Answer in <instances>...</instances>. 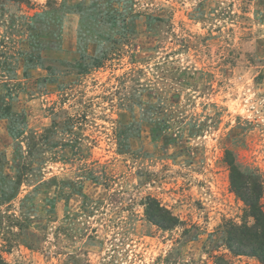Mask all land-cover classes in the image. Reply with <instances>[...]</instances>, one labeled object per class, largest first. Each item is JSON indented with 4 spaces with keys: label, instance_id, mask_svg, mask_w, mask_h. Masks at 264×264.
Instances as JSON below:
<instances>
[{
    "label": "rangeland",
    "instance_id": "rangeland-1",
    "mask_svg": "<svg viewBox=\"0 0 264 264\" xmlns=\"http://www.w3.org/2000/svg\"><path fill=\"white\" fill-rule=\"evenodd\" d=\"M228 153L264 181V0H0L4 263L264 264Z\"/></svg>",
    "mask_w": 264,
    "mask_h": 264
},
{
    "label": "trees",
    "instance_id": "trees-1",
    "mask_svg": "<svg viewBox=\"0 0 264 264\" xmlns=\"http://www.w3.org/2000/svg\"><path fill=\"white\" fill-rule=\"evenodd\" d=\"M230 155L227 154L226 160L231 170V187L244 202L253 223L229 225L226 244L234 255L256 257L264 263V181L259 182L253 174L241 170ZM145 212L148 219L162 229L169 230L179 224V219L155 198H147ZM0 264L6 263L0 258Z\"/></svg>",
    "mask_w": 264,
    "mask_h": 264
}]
</instances>
